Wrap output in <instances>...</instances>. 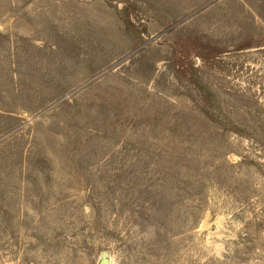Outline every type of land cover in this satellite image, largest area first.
<instances>
[{"label": "rangeland", "instance_id": "rangeland-1", "mask_svg": "<svg viewBox=\"0 0 264 264\" xmlns=\"http://www.w3.org/2000/svg\"><path fill=\"white\" fill-rule=\"evenodd\" d=\"M103 263L264 264V0H0V264Z\"/></svg>", "mask_w": 264, "mask_h": 264}, {"label": "water", "instance_id": "water-1", "mask_svg": "<svg viewBox=\"0 0 264 264\" xmlns=\"http://www.w3.org/2000/svg\"><path fill=\"white\" fill-rule=\"evenodd\" d=\"M102 257H103V259H105L106 255L104 254ZM103 264H106V263H103Z\"/></svg>", "mask_w": 264, "mask_h": 264}]
</instances>
